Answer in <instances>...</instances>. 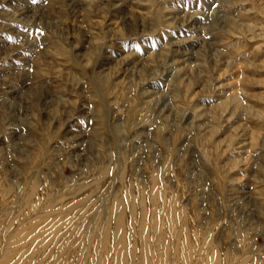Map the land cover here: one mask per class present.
<instances>
[{
  "label": "rangeland",
  "instance_id": "rangeland-1",
  "mask_svg": "<svg viewBox=\"0 0 264 264\" xmlns=\"http://www.w3.org/2000/svg\"><path fill=\"white\" fill-rule=\"evenodd\" d=\"M0 264H264V0H0Z\"/></svg>",
  "mask_w": 264,
  "mask_h": 264
}]
</instances>
